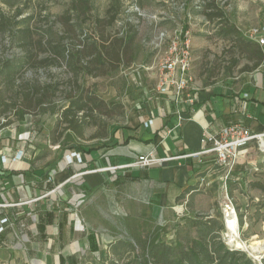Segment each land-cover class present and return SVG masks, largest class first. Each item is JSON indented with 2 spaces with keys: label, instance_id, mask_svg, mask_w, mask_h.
Returning a JSON list of instances; mask_svg holds the SVG:
<instances>
[{
  "label": "crops",
  "instance_id": "1",
  "mask_svg": "<svg viewBox=\"0 0 264 264\" xmlns=\"http://www.w3.org/2000/svg\"><path fill=\"white\" fill-rule=\"evenodd\" d=\"M218 45L194 40L193 81L179 96L169 84L162 92L159 78L150 80L146 72L127 77L132 89L119 102L123 123L102 142L53 141L57 119L37 123L30 115L0 128V224L8 219L0 231V264H91L107 260L110 249L124 242L109 229L120 230L116 219L155 222L158 240L175 245L177 225L200 203L210 216L220 215L222 182L214 155L178 156L202 149L204 129L241 122L264 132V47L256 41L239 45L224 53L223 62ZM208 53L220 63L205 62ZM73 151L81 152L82 162L68 161ZM149 153L174 158L121 167ZM238 162L229 190L245 207V192L264 196L254 186L264 183V150L252 142ZM237 220L242 230L252 226Z\"/></svg>",
  "mask_w": 264,
  "mask_h": 264
},
{
  "label": "rangeland",
  "instance_id": "2",
  "mask_svg": "<svg viewBox=\"0 0 264 264\" xmlns=\"http://www.w3.org/2000/svg\"><path fill=\"white\" fill-rule=\"evenodd\" d=\"M70 1L71 0H0V8L10 16L18 14L15 17L16 21L17 19L26 20V22H30L34 26L43 27L44 29L48 26H52L60 36V31L63 30V26H61L59 16L68 9ZM220 1L225 3V18L228 23L225 20H223L222 23H220L219 20H207L201 13L204 4L203 0H118V2L122 4L121 12L117 17L116 23L112 26H107L106 30L108 33L119 34V36H122L125 33H120V30L126 31L127 23H131L132 21V24L135 25L137 31V40L134 46L137 53V59L130 66L122 65L118 70L110 71L106 75H81L79 78L81 85L80 89L95 92L103 97L106 102L113 103L121 102L122 97L127 93V89H132L127 77L135 79L136 76L138 77L143 72H146V74L150 76V80H155L156 78V81L158 82V61L165 56V53L169 49L168 46L173 39L179 40L184 37V34L181 32L182 30L189 31L192 54V44L194 43V40H206L209 41L211 45L215 44L216 47L219 46L218 43H221L222 45L225 43V46L223 45L221 58L224 62V53L226 52V55L231 53V44H233V41L219 37L217 35L219 29L233 25L238 28L243 37L246 38L245 34L252 31V29L264 27V0ZM90 2L93 5V15L103 18L105 16V10L112 0H90ZM136 7H139L140 9L137 10ZM76 22L81 23L78 20ZM93 28L94 24L92 20H90L83 23L80 28L82 29V32L79 31L77 33L81 36H88L90 33L94 34L95 28ZM162 32L166 33L163 41H152ZM57 37L58 36L55 37V40ZM64 37V41L68 44L71 40H77V38L70 39L68 36ZM73 37H77V35ZM209 53L211 52L209 51ZM209 53L205 57L207 58L205 59V62H210L212 65L220 63V58L218 56H216V58H210ZM18 56H26V51L15 42H12L7 33L0 32V59H3V57L11 58ZM49 56V52H43L39 54L38 59H47ZM47 63L48 67L46 69L40 68L37 71L31 69L26 70L23 73L24 80L31 79L36 75L35 77L41 82L48 83L51 78L57 77L58 79H63V77H66L63 67L60 68L50 62ZM19 80L21 79L19 78ZM68 104L69 100L63 98L57 100L56 105H58V108L63 109ZM47 108L48 110L45 112L34 110V112L26 113L25 115H30L33 118L35 116L36 118L34 119H37V123L41 122L44 118V120H47V122L51 124L54 119L58 120L59 109H56L53 103ZM123 117V113L119 114L118 111L115 110V114L112 116H103L102 118L107 123L106 130L105 128H101V125L93 124L84 130L83 136H76L71 129L62 130L61 136L66 140H69L71 143L78 142L79 144L91 145L95 142H102L103 138H107L108 132L118 124L123 123ZM9 120H18V116L13 113ZM5 123L6 120H0V128L4 127ZM55 127L56 124L52 131ZM58 134V132H54L51 136H58ZM73 134L79 139H75ZM220 191L222 192V189ZM228 191L230 197L233 199L239 219L248 222L251 221L252 223V226L246 230H242L238 223L237 230L239 238L243 241H248L249 243L261 240L263 243L262 245L264 246V196L255 191L250 193L245 192L243 198L246 202L245 207H243L238 200L234 199L229 189ZM222 202L223 192L221 193L219 202L221 208L220 215L218 217H212L207 213L205 208L206 204L203 201L198 205L199 211H194L191 214H188V216H185L182 222L177 225V230L174 233H177L179 230L182 239H193L195 237V228L189 220L196 219V221H199L208 218H215L224 225L223 230L220 232V236L221 240L230 249L246 252L254 264H264V252L262 253L260 261H256L248 250L236 248L229 243V235L226 221H224ZM246 205L248 207H246ZM116 221L120 230L112 228L111 226H109V229H112V231L117 233L115 235H117L118 239H121L124 242L120 246L117 245L113 252L112 249H110L112 255L108 256L107 260L104 259L103 261H97L91 264H145V257L142 254L139 240L141 238H151L153 234L158 233L160 226L155 222L142 219L128 222L126 218V221L119 219H116ZM177 245L178 237L177 243L174 246L177 247ZM181 246H184V244Z\"/></svg>",
  "mask_w": 264,
  "mask_h": 264
},
{
  "label": "trees",
  "instance_id": "3",
  "mask_svg": "<svg viewBox=\"0 0 264 264\" xmlns=\"http://www.w3.org/2000/svg\"><path fill=\"white\" fill-rule=\"evenodd\" d=\"M203 2L201 13L207 20H219L220 23L225 20L228 23L225 18V3L220 0H203ZM121 5L118 0H112L105 10V16L99 18L93 15V5L90 0H71L68 9L59 16L63 26L60 36L52 26L44 29L26 20L17 19L16 21L15 17L18 14L10 16L0 8V32L7 33L12 42L26 51L24 57L0 59V117L7 118L6 122L9 123L11 121L8 117L13 113L20 119L34 110L45 112L53 103L55 108L59 109V118L52 131L59 134L52 137L53 141L62 137L64 129L73 130L78 137L83 136L84 130L93 124L101 125V128L106 130L107 123L102 119L103 116H112L115 110L122 114L123 104L106 102L97 93L80 89L79 78L85 74L106 75L110 71L118 70L122 65L130 66L137 59L134 48L137 31L132 21L127 23L126 31L120 30V33H125L122 36L108 33L106 30L107 26L116 23L121 12ZM77 20L81 23H77ZM90 20L94 24V34L79 35L77 32H82L80 29L82 24ZM75 35L77 37H73ZM217 35L222 39L233 41L231 53L234 52V47L238 48L239 45L254 41L243 37L241 31L233 25L219 29ZM56 36L58 37L55 40ZM64 36L70 39L77 38V40H71L68 44L64 41ZM43 52H49L50 56L47 59H38L39 54ZM47 62L63 67L66 77L51 78L48 83L41 82L35 77L36 75L24 80L23 73L26 70L46 69ZM63 98L69 100V104L63 109L58 108L57 100ZM254 186L264 190V183ZM189 222H192L195 228V237L190 240L182 239L181 232L178 230L177 247L159 241L157 233L151 238H141L139 241L145 257L144 263L254 264L246 252L232 250L221 240L220 232L224 225L217 219L208 218L199 221L192 219ZM182 244L184 246H181ZM116 247L117 244L112 247V252Z\"/></svg>",
  "mask_w": 264,
  "mask_h": 264
},
{
  "label": "built area",
  "instance_id": "4",
  "mask_svg": "<svg viewBox=\"0 0 264 264\" xmlns=\"http://www.w3.org/2000/svg\"><path fill=\"white\" fill-rule=\"evenodd\" d=\"M139 10V7H136ZM184 34L182 39H173L169 44V49L158 62H159V84L162 92L168 91L167 84L173 87L172 91L178 96L181 95L183 89H185L189 82L193 81V75H191V69L193 66L192 60V48L190 46L189 31H181ZM166 36L165 32L158 34L152 41H163ZM249 40H254L258 44L264 47V27L254 28L249 33L245 34ZM152 123V121H150ZM201 145L202 149L195 153H186L180 157H197L205 154L214 155L215 163L218 166L221 177V189L223 192V213L224 221L228 223V219L236 216L237 211L234 206L233 199L230 197L229 180L230 176L235 170L236 165L239 163V155L241 149L244 146L257 142L258 147L264 150V132H252L250 128L243 125L241 122H234L228 124L216 132L204 129L202 132ZM174 157L162 158L156 156L154 153L145 155H139L138 159L132 163H125L121 167H149L153 164L168 161ZM78 162L83 161L81 152H71L68 155V161L73 160ZM7 156H3L2 161L6 163ZM115 169L117 167H110ZM84 201L83 197L79 201V204ZM8 222L7 218H3L0 224V231L4 230V225Z\"/></svg>",
  "mask_w": 264,
  "mask_h": 264
},
{
  "label": "bare ground",
  "instance_id": "5",
  "mask_svg": "<svg viewBox=\"0 0 264 264\" xmlns=\"http://www.w3.org/2000/svg\"><path fill=\"white\" fill-rule=\"evenodd\" d=\"M238 220L236 216L228 219L227 230L229 235V243L239 249L248 250L256 261H260L262 253L264 252V246L261 240L249 243L243 241L238 235Z\"/></svg>",
  "mask_w": 264,
  "mask_h": 264
}]
</instances>
